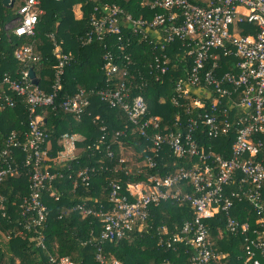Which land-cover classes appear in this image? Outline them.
<instances>
[{
	"label": "built area",
	"instance_id": "built-area-1",
	"mask_svg": "<svg viewBox=\"0 0 264 264\" xmlns=\"http://www.w3.org/2000/svg\"><path fill=\"white\" fill-rule=\"evenodd\" d=\"M95 1L99 4L81 43L102 47L105 88L96 93L80 88L74 95L60 98L65 69L74 57L63 51L53 35L57 65L50 92L29 75L41 59L33 45L14 52L20 64L15 75L0 76V113L15 109L19 100L28 112L26 130H13L0 147V215L12 218L2 193L8 175H27L30 189L14 210L18 215L15 231L3 232L0 227V247L13 237L31 233L28 238L34 246L47 248L44 229L50 208L44 193L52 191L54 181L63 177L52 170L51 161L55 165L75 159L78 143L84 139L64 134L60 141L64 149L52 159L50 134L41 121L46 115L41 111L61 109L81 119L90 115V96L96 94L111 108L123 110L128 125L111 138L103 125L94 144L105 146L110 159L115 158L113 145L122 137L129 138L131 132L147 145L144 154L125 155L112 169L116 176L106 188L108 210L103 205L100 209L75 205L59 215L60 219L78 214L96 220L99 231L92 229L85 242L96 243L91 264H121L107 256L104 245L149 233L151 208L163 202L190 209L191 218L180 227L157 228L159 245L184 252L186 264H264V0H143V7L160 11L150 18H136L117 4ZM16 3L15 18L0 27V47L3 34L9 41L34 36L45 13L41 0H8V6ZM127 31L143 36L154 50H160L147 73L157 81L169 72L171 59L166 50L181 43L179 50L184 52L189 69L187 77L175 86L173 104L178 112L172 125L160 116H149L150 107L141 91L133 94L139 78L132 74L135 63L131 54L125 52L132 44L130 38L125 40ZM206 140H224L230 147L205 145ZM167 151L183 162L182 167L163 176L151 173L158 171ZM96 171L84 169L77 177L89 185ZM121 173L129 177L127 182L118 177ZM52 196L59 199L56 191ZM212 220L223 221L222 228L216 226V235ZM230 239L236 243L229 242L224 250L222 240ZM37 264L87 263L49 255Z\"/></svg>",
	"mask_w": 264,
	"mask_h": 264
},
{
	"label": "trees",
	"instance_id": "trees-1",
	"mask_svg": "<svg viewBox=\"0 0 264 264\" xmlns=\"http://www.w3.org/2000/svg\"><path fill=\"white\" fill-rule=\"evenodd\" d=\"M111 4H117L127 13H131L136 18H150L157 11H150L148 7H143V0H102ZM45 13L40 17L35 35L29 38L14 37L11 41L2 35L3 41L0 47V76L5 73L15 75L20 68V64L14 57V52L24 45H33L35 51L41 57L40 62L34 66L35 73L39 78V86L46 91H51V86L55 80V69L57 58L55 57V43L51 36L62 47L63 51L72 54L74 59L65 69L63 76V91L60 98L65 95H74L80 88H85L89 92H98L106 86V76L103 67V50L96 43L94 45L83 46L82 39L86 36L90 28L91 15L94 8L99 4L95 0H41ZM16 6H7L0 0V27L4 28L7 23L16 16ZM131 39L132 44L126 53L131 54L135 63L132 74L139 78L135 83L133 94L137 95L141 91L150 107L149 116H160L165 123L172 125L177 115V109L173 104V97L176 83L187 77L189 65L185 62V55L180 51L181 43H177L166 50L170 57L169 72L162 81H157L147 73L153 64L154 55L160 50L153 49L151 44L144 40L143 36H132L127 31L125 40ZM116 50V48H115ZM144 78L142 80L141 78ZM142 87V90L140 89ZM91 106L88 108L89 114H85L81 119L75 118L61 109L56 111L48 109L45 112L47 123L45 129L50 134L51 149L50 157L57 158L64 148L60 144L64 134H81L84 137L78 143L80 152L75 159L53 165L52 170L63 175L54 181L52 191L44 193L45 201L50 208L48 225L44 229L46 235V246L37 248L29 241L26 233L24 237H13L9 242L0 247V264H37L40 260H46L49 255L69 256L76 262L91 264L93 262L96 243L85 244L89 239L92 229H99L94 218L82 219L78 214H70L63 219L59 215L63 209L71 208L75 205H85L95 209H100L103 205L108 210L109 200L106 188L109 182L116 176L112 169L118 165L121 158L125 157L128 148H133L137 153L144 154L146 141L137 137L131 132L129 138L122 137L119 142L113 145L115 158L110 159L105 152V146L95 145L102 135L101 127L107 126L110 138L117 131L125 129L128 120L123 110L111 108L102 102L96 94L90 96ZM59 101V99H58ZM99 117V120H96ZM28 112L26 105L19 100L15 109H7L0 113V147L3 139L13 130L22 132L28 126ZM216 144L227 149L230 144L224 140L214 142L206 140L205 145ZM219 151V147H217ZM165 149H168L167 147ZM164 161L160 162L158 172L166 175L182 167L183 162L175 160L172 155L164 153ZM21 159L23 156H20ZM176 161V165L175 164ZM167 164V166L163 165ZM96 168L92 174L89 185L79 179L78 172L84 169ZM110 171H109V169ZM122 182H127L129 177L123 173L118 175ZM131 180H135L131 177ZM57 192L59 199L52 196V192ZM30 192L27 175H8L2 185V193L7 197V205L12 218H3L0 215V227L3 232L14 230L17 226L15 221L18 215L14 210L25 196ZM151 228L149 233L136 234L132 241H122L119 244L107 243L104 245L105 253L110 259H117L121 264H163L170 261L173 264H186L187 255L184 252H173L162 248L158 241L157 228L163 225L169 229L178 224L179 227L186 220L191 218L189 207H180L171 202H163L159 206L152 207ZM214 225L213 233L216 235V226L223 227V221H210ZM99 231V230H98ZM226 239V237H224ZM222 248L228 249V243H236L234 239L230 241L222 240Z\"/></svg>",
	"mask_w": 264,
	"mask_h": 264
},
{
	"label": "water",
	"instance_id": "water-1",
	"mask_svg": "<svg viewBox=\"0 0 264 264\" xmlns=\"http://www.w3.org/2000/svg\"><path fill=\"white\" fill-rule=\"evenodd\" d=\"M3 2H4L5 5L8 6V0H4ZM29 75L34 80V83L36 85H38L39 84V80L37 79V76H36V73H35L34 69H30ZM41 121L43 122L44 125H46V123H47L46 119H41Z\"/></svg>",
	"mask_w": 264,
	"mask_h": 264
},
{
	"label": "rangeland",
	"instance_id": "rangeland-1",
	"mask_svg": "<svg viewBox=\"0 0 264 264\" xmlns=\"http://www.w3.org/2000/svg\"><path fill=\"white\" fill-rule=\"evenodd\" d=\"M84 138H81V140H83ZM128 150V152H127V156H128V158H132V156H133V158H134V153L136 152L133 148H128L127 149ZM79 152H80V149H79V147H78V151L76 152V156L79 154ZM5 242H3V244H4Z\"/></svg>",
	"mask_w": 264,
	"mask_h": 264
},
{
	"label": "crops",
	"instance_id": "crops-1",
	"mask_svg": "<svg viewBox=\"0 0 264 264\" xmlns=\"http://www.w3.org/2000/svg\"><path fill=\"white\" fill-rule=\"evenodd\" d=\"M37 76V75H36ZM78 137H82L84 138L81 134H76ZM128 152V151H127ZM125 155L127 156V153H125Z\"/></svg>",
	"mask_w": 264,
	"mask_h": 264
}]
</instances>
